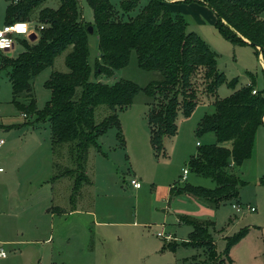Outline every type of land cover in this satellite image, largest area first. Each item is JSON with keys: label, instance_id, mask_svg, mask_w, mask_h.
<instances>
[{"label": "rangeland", "instance_id": "rangeland-1", "mask_svg": "<svg viewBox=\"0 0 264 264\" xmlns=\"http://www.w3.org/2000/svg\"><path fill=\"white\" fill-rule=\"evenodd\" d=\"M6 2L0 0V28L5 23ZM110 2L118 9L119 0ZM145 2L141 0V5ZM167 3L173 13L184 17L187 30L200 35L216 52L217 68L225 74L217 88L218 98L229 96L243 85L251 93L264 90V63L258 52L251 45L225 39L214 26L215 14L208 5L197 1L167 0ZM78 4L83 20L92 24L93 13L87 1L78 0ZM58 5L59 0H47L43 4L53 8ZM136 12L131 11L130 15ZM260 16L264 18V11ZM31 19L32 25L38 27L34 17ZM25 43L31 41L19 37L13 49L0 51V55L15 58ZM88 46L89 63L93 67L98 57L97 37L93 32L88 34ZM67 51L31 78L30 89L38 109L50 97L45 81L51 72L68 71L64 63ZM9 69L6 67L0 73V138L4 140L0 148V246L6 254L0 257V264H215L219 260L223 264H264V124L255 132L250 158L233 169L245 181L239 189L238 203L230 200L215 208L199 201L190 203L181 197L168 201L172 183L177 179L178 185L185 182L182 169L188 168L187 160L192 153L199 145L215 143L212 132L201 137L195 135L200 118L214 109V96H207L199 86V102L188 117L178 110L177 132L164 140L163 155L157 156L150 143L147 111L150 103L157 111L164 101L160 96L152 99L140 91L119 113L120 137L125 146H120L115 128L100 136L98 143L110 156L104 158L96 148L90 147L86 162L90 182L79 188L73 202L77 204V212L57 214L51 219V212L45 213L50 206L73 209L69 202L73 179L50 180L54 170L62 172L72 168L73 163L64 145L53 157L56 164L53 170L49 123L36 122L34 115L23 113L12 103ZM158 76L157 72L140 69L132 51L127 65L111 76L100 75L96 79L92 72L89 79L111 84L125 78L143 87ZM234 77L237 82L231 87L228 82ZM27 99L25 94L19 97L25 105ZM105 112L99 108L95 120L100 121ZM133 177L140 182V188L131 186ZM186 178L195 184L213 186L209 178L191 173ZM180 216L214 223L209 232L215 253L207 246H183L191 227L179 224ZM242 229L248 231L231 245L229 260L224 253L225 244ZM157 232L161 235L157 236ZM167 239L172 246L177 245L175 250L163 248L169 242Z\"/></svg>", "mask_w": 264, "mask_h": 264}, {"label": "trees", "instance_id": "trees-1", "mask_svg": "<svg viewBox=\"0 0 264 264\" xmlns=\"http://www.w3.org/2000/svg\"><path fill=\"white\" fill-rule=\"evenodd\" d=\"M46 1L7 0L4 24L32 21L34 17V24L42 28L33 42L23 44L15 58L0 55V73L10 68L12 103L23 113L34 115L36 122L49 123L52 155L67 146L73 167L54 171L50 180L63 176L73 179L72 205L81 185L90 182L86 174L90 147L105 155L98 139L111 128L117 129L120 146L124 145L119 113L132 103L138 92L143 91L152 99L160 96L164 101L157 111L150 103L147 111L150 143L158 156L163 155L164 140L177 132L178 110L188 117L199 102L200 85L207 96H214V109L200 118L195 135L201 137L212 132L215 143L199 145L196 154L187 160V170L195 176L211 179L213 186L195 184L185 178L183 184L173 183L169 195L170 198L188 195L215 208L230 200L238 203L239 189L245 181L233 169L250 158L255 132L264 124V90L251 93L249 87L243 85L229 96L218 98L217 88L225 74L217 68L216 52L200 35L187 30L186 20L173 13L167 0H146L143 5L141 0H119L118 9L110 0H86L92 9V24L83 20L78 0H59L56 8L43 6ZM176 1L208 5L216 16L214 26L221 35L234 44L251 45L264 63V18L260 16L264 0ZM135 10L136 14L131 16L130 12ZM89 25L97 37L98 57L93 67L89 63ZM66 50L64 63L68 71L51 72L45 81L50 97L45 106L38 109L30 80L53 65L55 58ZM132 51L138 67L157 72L158 78L143 87L125 78L111 84L89 79L92 72L96 79L100 75L111 76L127 65ZM236 82L234 77L228 84L232 87ZM22 94L28 98L27 105L19 100ZM99 108L106 110V115L96 121ZM53 166L55 168L56 164ZM178 222L191 227L183 246H207L214 252V240L209 232L214 225L212 221L180 216ZM247 231L242 229L227 240L224 253L228 259L231 245ZM171 243H164L163 248L175 250L177 245ZM215 264H223V260Z\"/></svg>", "mask_w": 264, "mask_h": 264}, {"label": "built area", "instance_id": "built-area-1", "mask_svg": "<svg viewBox=\"0 0 264 264\" xmlns=\"http://www.w3.org/2000/svg\"><path fill=\"white\" fill-rule=\"evenodd\" d=\"M21 27L23 30L21 31ZM42 26L34 27L31 21H15L13 23L4 24L0 28V51H9L14 48L16 39L19 37L27 38L32 33L36 34ZM255 93V91H253ZM4 144V140L0 138V148ZM182 178L185 179L188 175L187 168L182 169ZM130 184L133 188L138 189L140 188L141 184L136 178L130 179ZM233 208L239 210V207L235 204L232 205ZM250 210H254L253 207H250ZM157 236L161 235L160 232L156 233ZM0 251L5 253L0 246Z\"/></svg>", "mask_w": 264, "mask_h": 264}, {"label": "crops", "instance_id": "crops-1", "mask_svg": "<svg viewBox=\"0 0 264 264\" xmlns=\"http://www.w3.org/2000/svg\"><path fill=\"white\" fill-rule=\"evenodd\" d=\"M6 5H7V2H6ZM212 20H213V23L216 21V16L215 17H213L212 16ZM9 54V53H8ZM260 56V59L262 60V56L261 55H259ZM263 122H264V119H263ZM103 136V135H102ZM168 138V137H167ZM118 140V139H117ZM123 146H125V145H123ZM122 149V148H121ZM105 153V155L103 156L104 158H108L107 156L109 155V153L108 152H104ZM194 154H196V152H193L192 153V155H194ZM164 155L166 156V151H165V153H164ZM110 156V155H109ZM53 155H52V152H51V163H52V167H53V170H54V166H53V163H54V160H53ZM55 171V170H54ZM66 178L67 179H71V177L70 176H63V177H60V178H57V179H54V182L55 181H57V180H66ZM133 178H135V177H133ZM131 179V178H130ZM178 180V179H177ZM177 180H175L174 182H176ZM172 185H173V183H172ZM171 185V186H172ZM171 186L169 187V193H170V188H171ZM135 189V188H134ZM169 193H168V201L171 199L170 198V195H169ZM79 194V193H78ZM77 197V196H76ZM177 197H181V198H185V199H187L190 203H192V201L193 202H198V200H196V199H194V198H192V197H190V196H188V195H182V196H177ZM165 201L167 202V199H166V197H165ZM69 202H70V198H69ZM199 203V202H198ZM233 205V204H232ZM53 208H56V209H53ZM71 208H73L72 210L70 209V211H68V209H67V207H63V206H61V205H56V206H50V207H48V208H46L45 209V213L46 212H51L50 214V218L51 219H53L54 218V216L55 215H57V214H65L66 212H68L69 214L73 211V212H77V210H78V207H77V204L75 203L74 205H73V207H71ZM179 223V222H178ZM180 224V223H179ZM170 235V234H169ZM168 240V239H167ZM169 241V240H168ZM190 263H193L192 261L190 262Z\"/></svg>", "mask_w": 264, "mask_h": 264}, {"label": "water", "instance_id": "water-1", "mask_svg": "<svg viewBox=\"0 0 264 264\" xmlns=\"http://www.w3.org/2000/svg\"><path fill=\"white\" fill-rule=\"evenodd\" d=\"M87 30H88L89 33H92V32H93V28H92V26L89 25V26L87 27ZM35 39H36V34H34V33H32V34H30V35L28 36V40L31 41V42H33Z\"/></svg>", "mask_w": 264, "mask_h": 264}, {"label": "clouds", "instance_id": "clouds-1", "mask_svg": "<svg viewBox=\"0 0 264 264\" xmlns=\"http://www.w3.org/2000/svg\"><path fill=\"white\" fill-rule=\"evenodd\" d=\"M21 31L23 30V27H21V29H20ZM6 256V254L5 253H3L2 251H0V257H5Z\"/></svg>", "mask_w": 264, "mask_h": 264}]
</instances>
